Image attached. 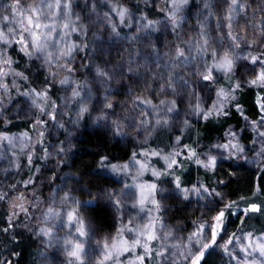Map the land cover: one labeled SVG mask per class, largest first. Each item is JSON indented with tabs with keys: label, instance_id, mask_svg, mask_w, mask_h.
I'll return each instance as SVG.
<instances>
[{
	"label": "clouds",
	"instance_id": "clouds-1",
	"mask_svg": "<svg viewBox=\"0 0 264 264\" xmlns=\"http://www.w3.org/2000/svg\"><path fill=\"white\" fill-rule=\"evenodd\" d=\"M225 53L229 71L216 67ZM253 56L264 59V0H0V264H129L135 251L105 259L104 242L142 240L152 219L151 264L201 249V264H264L240 252L264 237ZM139 183L155 185L143 206ZM217 210L204 248L208 233L193 232Z\"/></svg>",
	"mask_w": 264,
	"mask_h": 264
},
{
	"label": "snow or ice",
	"instance_id": "snow-or-ice-1",
	"mask_svg": "<svg viewBox=\"0 0 264 264\" xmlns=\"http://www.w3.org/2000/svg\"><path fill=\"white\" fill-rule=\"evenodd\" d=\"M176 8L177 10L180 9V7L183 6L184 0H175ZM121 15H123V11L121 12ZM28 24L32 25V20L30 17L27 18ZM37 28H39V24L35 25ZM33 38H37V34L33 33ZM252 61L254 63H264V59L257 58L256 56L252 57ZM232 60L229 58L228 54L225 53L222 55L219 60L216 62V67L219 69H223L225 71H229L232 68ZM4 70L3 68H0V73H2ZM205 80L209 79L208 76L204 77ZM256 79L259 81L264 82V70H260L256 72ZM223 95V93H221ZM259 104L264 105V96L261 97L260 101H258ZM8 136V130L2 129L0 130V140ZM222 147H227V144L222 145ZM233 147H236L235 143H233ZM152 155H155V153H152ZM167 159V157H165ZM137 163L140 165V170L143 172L146 169V165L141 162L137 161ZM177 161L175 159L172 160L171 164H169V167H172ZM197 163H203V161H197ZM208 166L211 167L213 160L211 157H209ZM114 168L116 166H113ZM153 175H159V172H157L155 169L152 170ZM262 187H264V184H262ZM137 193H138V199L137 203L141 206H143L146 201L149 200V197L155 188L154 184L150 183H139L136 185ZM187 194V193H186ZM153 205L156 204L155 200L151 201ZM258 210V205L255 203H250L247 205L246 208L242 209V213L248 212V211H256ZM52 211L51 209L49 210ZM225 216V213L223 210H217L214 215L211 217V225L208 228H205L203 224H201L196 230H194L193 234H201L203 235L204 232L208 233L209 239L207 243H205L204 248H207L209 245L216 243L217 241V232L222 226V221ZM67 219L69 221H72L75 219L74 213L72 211H69L67 213ZM143 228L145 229L140 235L142 236V240L140 238H137L133 241H129V239L124 236L120 235L119 238L116 236H113L109 241L104 242V248L106 250L105 259H108L109 257H112L113 255L116 257H121L126 253H131L133 251L136 252V255L129 256V264H151V260L157 255V253L153 252L152 250V242L156 238V220L152 219L148 223H146ZM131 230V229H130ZM77 231L81 232L83 234V226L81 225ZM234 241L231 239H226L225 243L231 244ZM71 244L70 250L68 251V255L70 257H75L76 259L80 258V247L81 245L75 241H70ZM247 244L249 248H254L256 251H258L260 254L264 255V237L258 236L253 241V238L251 236H245L244 241L240 245V252H246L247 249L244 248V244ZM161 257L167 255L166 251H163L159 253ZM204 252L203 250H199L195 253V255L191 256L188 264H201V258L203 257ZM236 257H234L235 259ZM117 264H120L119 260H117Z\"/></svg>",
	"mask_w": 264,
	"mask_h": 264
},
{
	"label": "trees",
	"instance_id": "trees-1",
	"mask_svg": "<svg viewBox=\"0 0 264 264\" xmlns=\"http://www.w3.org/2000/svg\"><path fill=\"white\" fill-rule=\"evenodd\" d=\"M209 260H211V257H209Z\"/></svg>",
	"mask_w": 264,
	"mask_h": 264
}]
</instances>
